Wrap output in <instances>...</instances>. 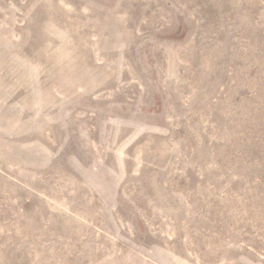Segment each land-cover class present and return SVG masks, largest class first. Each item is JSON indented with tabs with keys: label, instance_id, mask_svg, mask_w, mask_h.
<instances>
[{
	"label": "rangeland",
	"instance_id": "obj_1",
	"mask_svg": "<svg viewBox=\"0 0 264 264\" xmlns=\"http://www.w3.org/2000/svg\"><path fill=\"white\" fill-rule=\"evenodd\" d=\"M0 264H264V0H0Z\"/></svg>",
	"mask_w": 264,
	"mask_h": 264
}]
</instances>
